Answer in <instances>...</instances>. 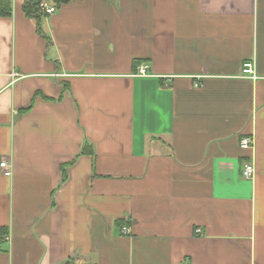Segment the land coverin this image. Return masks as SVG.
<instances>
[{
    "label": "crops",
    "instance_id": "crops-1",
    "mask_svg": "<svg viewBox=\"0 0 264 264\" xmlns=\"http://www.w3.org/2000/svg\"><path fill=\"white\" fill-rule=\"evenodd\" d=\"M24 1L0 14V264H264V0H69L51 41Z\"/></svg>",
    "mask_w": 264,
    "mask_h": 264
},
{
    "label": "trees",
    "instance_id": "trees-1",
    "mask_svg": "<svg viewBox=\"0 0 264 264\" xmlns=\"http://www.w3.org/2000/svg\"><path fill=\"white\" fill-rule=\"evenodd\" d=\"M42 1H44V0H25L24 4H23V10H24V12H25V14L27 16L35 18L38 21V23H39L38 30L40 31V33L44 37L47 38L48 41H51L50 35H48L46 32H44V30L41 27L42 17L44 15H46L41 10V7H40V4H41ZM48 1H50L56 7H60L62 4L68 2L69 0H48ZM12 7H13V0H0V14H2V15H11L12 14ZM141 61L142 60H137L135 62V66H136L135 67V73L138 71V67L142 64ZM61 83L63 85V88L65 89L66 84H63L64 82H61ZM45 98L52 99L51 97H47V96H45ZM33 104H34V102H33ZM31 107L32 106L28 107L27 110L30 109ZM92 149H93V147L90 148L89 147V143L85 144L84 147L81 149L80 154L93 153L94 150L92 151ZM74 162H75V158L72 161L62 165V178H61L60 184L68 179V168ZM116 222L118 224L125 223V222H123L122 219H117ZM123 227H122V231H123ZM63 264H76L75 258H69Z\"/></svg>",
    "mask_w": 264,
    "mask_h": 264
},
{
    "label": "built area",
    "instance_id": "built-area-1",
    "mask_svg": "<svg viewBox=\"0 0 264 264\" xmlns=\"http://www.w3.org/2000/svg\"><path fill=\"white\" fill-rule=\"evenodd\" d=\"M40 7H41V10L46 15L53 14L57 10V7L48 0L42 1L40 4ZM242 71L247 76H250L252 78H256V70H255L254 61L245 62L243 64V70ZM148 74H149L148 66L146 64H141L138 67L137 75L147 76ZM14 75H17V73L15 72ZM240 145L244 149H250L254 145V139L250 136L243 137V138H241ZM0 169H1L4 176H11L13 173L12 165L10 164V161H8L6 159L0 161ZM254 171H255L254 162H252V161L247 162L243 168L244 176L247 178H251L254 174ZM123 232L124 233H130V229L127 226H124Z\"/></svg>",
    "mask_w": 264,
    "mask_h": 264
}]
</instances>
